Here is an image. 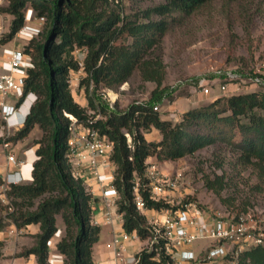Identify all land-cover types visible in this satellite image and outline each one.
Masks as SVG:
<instances>
[{"label": "trees", "instance_id": "trees-1", "mask_svg": "<svg viewBox=\"0 0 264 264\" xmlns=\"http://www.w3.org/2000/svg\"><path fill=\"white\" fill-rule=\"evenodd\" d=\"M2 11L13 16L10 31L2 43L13 40L26 22L30 9L37 17L51 21L42 39L30 37L24 50L31 55L24 94L38 98L21 128L8 140L17 142L39 127L36 159L29 183L10 184L7 196L12 210L0 217V231L10 218L18 228L39 224L30 247L17 255L34 254L38 264H51L50 240L57 233V216L65 223V234L57 243L64 264H94L93 249L101 236V226L93 222L94 196L84 182L73 176L68 162L69 113L81 121L89 117L88 108L78 103L70 86V73L81 64L75 50H87L84 59L85 86L89 108L103 115L94 126L114 144L112 160L116 165L114 184L120 192L118 209L124 213V227L136 230L142 238L151 235L148 220L134 201V182L144 178L146 160L156 154L176 160L219 141L229 143L240 158L264 174V90L232 92L226 98L183 112L177 122L164 119L154 107L169 96L166 64L161 43L175 15L191 16L213 0H161L128 12L123 0H7ZM136 3L149 0H134ZM152 1V0H151ZM138 71L141 78L154 82L148 102L134 101L122 109L110 106L100 88L118 90ZM23 98H21L22 100ZM156 129L161 139L149 141L146 133ZM126 132L132 137L128 141ZM239 135L240 139L236 140ZM206 184L218 193L225 186L222 175L207 177ZM218 187L219 189H216ZM149 207L166 204L150 199L141 188ZM0 239V245H3ZM143 252L141 264H170V258ZM240 264H264V245L244 250Z\"/></svg>", "mask_w": 264, "mask_h": 264}, {"label": "rangeland", "instance_id": "rangeland-1", "mask_svg": "<svg viewBox=\"0 0 264 264\" xmlns=\"http://www.w3.org/2000/svg\"><path fill=\"white\" fill-rule=\"evenodd\" d=\"M123 2L130 12L135 7H146L160 3L161 0ZM7 3V0H0V20L3 19L5 23V35L10 31L13 18L2 11ZM36 24L40 31L31 37L40 40L52 23L36 21ZM22 42L23 38L18 37L11 44L21 47ZM161 53L167 72L164 84L170 95L158 104L164 117L165 114L172 116V112L173 115L178 113L179 119L172 118L174 122L180 120L183 112L175 108L169 110V106L179 98L201 92L202 80L216 92L222 93V98L228 97L232 92L264 90V82L257 84L250 80L255 74H260L264 81V0H213L191 16L175 15L170 18L169 28L161 43ZM75 55L78 56L76 52ZM226 68L240 72L246 81H239L238 88L237 84L230 83L228 90L221 91L217 85L216 71ZM85 76L83 71L72 89L78 93L83 90L89 107L85 86L80 85ZM155 85L154 82L144 81L136 71L118 90H112L118 93L119 107L126 109L134 101L148 102ZM107 89L110 88H100V94L106 102ZM38 130V133H32L22 140L12 141L11 146L6 148L3 143L7 128L0 114V217L12 210L7 187L4 185L8 168L7 155L12 152L18 159H25V152H30L36 140L42 136L41 129ZM146 138L158 141L159 133L152 129L146 133ZM239 139L240 136L237 135L236 140ZM152 160L173 180L177 178V190L173 192L176 201L196 202L217 216H238L251 212L258 225L264 229V174L253 164L242 160L238 151L229 143L219 141L209 144L176 160L154 154ZM216 175H222L225 180V186L219 193L206 184L207 177L214 179ZM5 220L9 224L0 231V237L12 224L10 218ZM210 245L212 241L196 243V247L200 249ZM18 253L7 254L3 243L0 245V264H11Z\"/></svg>", "mask_w": 264, "mask_h": 264}, {"label": "built area", "instance_id": "built-area-1", "mask_svg": "<svg viewBox=\"0 0 264 264\" xmlns=\"http://www.w3.org/2000/svg\"><path fill=\"white\" fill-rule=\"evenodd\" d=\"M26 20L18 35L37 34L40 28L36 21L42 23L45 18L34 14L27 15ZM5 33L6 27L2 19L0 50ZM75 52L78 54L76 58L81 68L70 73L71 89L84 71L87 50L77 48ZM6 63L9 68L7 71L4 70L0 59V114L7 128L3 144L9 148L12 142L8 138L23 126L38 96L34 92L24 94L27 69L32 66L31 55L23 48L14 50L8 55ZM216 74L217 85L221 91L228 90L230 83L237 84L238 88L239 81H246L243 75L233 68L217 70ZM250 80L257 84L264 82L260 74H255ZM200 86L203 94H212L213 88L205 83V80L200 82ZM113 92L116 94L115 98ZM105 97L110 106H114L118 100V93L107 89ZM28 98H31V101L26 110L20 117H16ZM87 108L89 117L86 121L65 113L71 120L67 154L70 169L74 177L83 180L88 192L93 193L95 185L100 187L107 222L111 224L118 222L124 226V213L118 209L120 192L114 184L116 165L111 158L114 144L94 126V123L103 117L101 112ZM154 109L161 111L159 104ZM126 135L131 143L130 133L126 132ZM148 158L150 159L146 160L144 178L137 177L133 189L135 204L146 216L151 235L142 238L136 230L128 232L125 227L116 231L111 243V257L107 264H141L143 252H155L151 259L160 261L162 251L170 258V264H240L239 256L244 250L264 245V229L258 225L251 212L238 216L231 214L217 216L196 202L176 201L173 192L177 190V178L173 180L161 170L156 161L152 160V156ZM7 163L8 167L12 166L13 169L7 171L4 185L8 188L10 184L23 183L20 169L26 161L18 159L11 152L7 155ZM141 188L149 192L150 199L162 202L166 206L160 209L149 207ZM133 241L137 242L138 246L135 251L130 252L128 246ZM199 241H212V245L200 249L196 247Z\"/></svg>", "mask_w": 264, "mask_h": 264}, {"label": "crops", "instance_id": "crops-1", "mask_svg": "<svg viewBox=\"0 0 264 264\" xmlns=\"http://www.w3.org/2000/svg\"><path fill=\"white\" fill-rule=\"evenodd\" d=\"M27 15L31 16L34 15V12L32 10L27 11ZM22 37L23 42L21 43V47L14 46L11 43L14 39ZM31 36L26 34H20L17 35L13 40L3 44L1 50H0V59L3 63L4 70H8V66L6 63L8 55L18 49H22L23 45L29 40ZM73 96L75 100L80 103L82 106L87 107V99L84 96V92L81 89L80 93L75 92L72 89ZM222 97V93L216 92L214 89L212 91V94L205 95L202 92H195L189 97H183L175 100L170 106L169 110L172 108L179 109L181 112L188 111L193 108H197L203 105H206L216 98ZM31 98H28V100L23 103V106L21 107V110L18 114H16V117H20L22 113L26 110L28 104L30 103ZM174 112H172V116H169L167 114L166 117L163 116L164 119H179L178 113L173 115ZM39 127H36L32 133H38ZM159 133V132H158ZM161 139V135L159 133L158 140ZM38 145L35 144L30 152L26 151L24 154L26 163L21 167L20 174L23 178V183H29L32 180V170H33V164L36 159V149ZM13 167L10 166L7 168L8 170H12ZM92 193V192H91ZM92 195L95 198V202L93 204V222L95 224H98L101 226V236L99 241L94 245L93 249V259L94 264H107L109 258L111 257V243L113 236L116 231H120L124 229V226L118 222L115 224L108 223L106 220V211H105V204L102 196L101 189L98 185L94 186V192ZM57 227L58 231L57 233L51 238L50 240V262L51 264H64V259L60 255V252L57 249V243L61 240L63 235L65 234V223L60 215L57 216ZM40 232V225L39 224H30L26 227L18 228L14 223L9 225L6 231H4L1 234L0 239L3 240L5 244V252L8 253H18L20 252L24 247H30L33 243V235ZM137 242H131L129 243L128 250L130 252L135 251L137 249ZM11 264H38L37 258L34 254H31L30 256H18L15 255L13 259L11 260Z\"/></svg>", "mask_w": 264, "mask_h": 264}, {"label": "bare ground", "instance_id": "bare-ground-1", "mask_svg": "<svg viewBox=\"0 0 264 264\" xmlns=\"http://www.w3.org/2000/svg\"><path fill=\"white\" fill-rule=\"evenodd\" d=\"M112 95H113L114 98L116 97V94H115L114 92L112 93ZM28 105H29V104H28Z\"/></svg>", "mask_w": 264, "mask_h": 264}]
</instances>
